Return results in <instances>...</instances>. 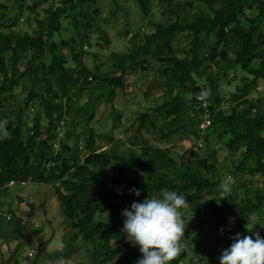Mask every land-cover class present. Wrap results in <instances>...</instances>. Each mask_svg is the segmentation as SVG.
I'll use <instances>...</instances> for the list:
<instances>
[{
	"label": "trees",
	"instance_id": "16d2710c",
	"mask_svg": "<svg viewBox=\"0 0 264 264\" xmlns=\"http://www.w3.org/2000/svg\"><path fill=\"white\" fill-rule=\"evenodd\" d=\"M183 1L158 0L162 21L151 23L155 30L149 36H142L143 27L137 32L123 31L131 51L113 54V73L105 62L96 61L89 66L85 60L92 33L97 32L100 19L104 21L102 0H0V127L8 131L6 137L0 138V192L9 194L13 184L55 187L61 212L74 230L73 239L80 235L88 243L90 264H134L140 257L122 232V209L148 194L171 190L183 193L187 206L181 211L190 210L199 216L198 224L189 228L193 237L195 233L204 237L213 224V236L220 238L221 226L228 228L238 219L243 224L255 210H260L262 221L264 189L255 186L252 178L264 181V109L257 106L260 100L251 102L245 96L259 79H264V0H188L194 5L204 4L205 9L198 11L188 4L181 6ZM136 2L143 17L153 13V0ZM255 10L259 13L250 17L249 12ZM36 13L39 16L34 18ZM67 18L70 23L63 26L62 21ZM20 24L27 30L18 28ZM181 37H188L187 46L176 44ZM104 38L109 41L106 34ZM64 48L68 49V56L58 53ZM154 59L160 64L157 72L169 92L160 105L139 114L138 124L126 129L138 134L151 132L153 141L131 134L125 140L129 146L121 149L123 140L116 141L109 134L106 141L111 145L102 150V137L90 129L84 132L86 153L82 157L77 122H73V127L67 121L83 111V96L90 100L91 111L85 118L89 120L97 103L103 101L104 91L112 102L117 91L126 87L127 70L150 71ZM229 68L240 69L246 75V84L250 83L241 94L227 100L231 113L226 114L221 107L224 100L219 72ZM200 83L204 85L201 87ZM172 86L181 93L172 96ZM17 88L27 91L18 106L21 96L16 95ZM201 89L214 97L209 105L211 125L203 133L198 130L196 140L209 144L214 137L217 148L224 144L228 152L225 160L233 168L228 172L219 168L215 149L189 163L179 162L172 147L164 149L185 123L199 129L203 112L198 103ZM240 100L247 107L237 112L236 102ZM31 113L35 118L31 119ZM154 114L160 115L168 126L156 124ZM58 136L61 138L56 139ZM73 137L78 139L75 150L67 141ZM112 164L120 167V173L113 177L106 174ZM227 176L237 182L221 198L218 185ZM133 186L141 190L139 196L131 191ZM122 188L129 190V201L123 197ZM214 213L216 217L210 222ZM204 250L200 259L207 264V248ZM185 256L180 253L172 264H179Z\"/></svg>",
	"mask_w": 264,
	"mask_h": 264
},
{
	"label": "rangeland",
	"instance_id": "374dc122",
	"mask_svg": "<svg viewBox=\"0 0 264 264\" xmlns=\"http://www.w3.org/2000/svg\"><path fill=\"white\" fill-rule=\"evenodd\" d=\"M136 1L137 0H102L100 3V5H102V9L100 11L102 12V18L104 21L100 19V22H98L100 29L97 28V32L92 33L91 49H88V47L86 50L88 54L85 55L86 63L89 66L96 63V61L98 63L105 62L106 68L109 72H111L113 70L111 64L115 61L112 54L118 52H121L118 54H122L131 51V46L127 43L128 40L124 38L123 31H125V29H129L131 32H137L141 31L140 28L143 27L141 34L143 37H146L149 36L151 32H154L155 28L153 25L162 21V11L160 10L158 0H153V13L148 17H143V15H141V8ZM176 1L177 0H173V3ZM186 1L188 0L183 1L181 6L185 5ZM192 7L196 11L205 9L202 2L201 4H192ZM85 8L86 11L90 13V11H88L90 7L87 6ZM258 13L259 10H255L249 12L248 15L250 17H254ZM38 16V13L34 14V18H37ZM69 23L70 19L68 18L62 21L63 26H66ZM151 23L154 24L151 26ZM243 23L246 24V20H243ZM35 26L36 24L33 23L32 27ZM261 27L262 31H264V20L261 22ZM18 28L27 30V27L23 24L18 25ZM99 30L104 33V36L105 34L107 35L109 41H105V38L101 33L98 34ZM210 36V42H213V34ZM178 40V46L180 47H184L189 44L188 37H181ZM97 42H100L103 46H100ZM67 50L68 49L65 48L59 49L58 53L61 52L64 56H68L69 53ZM94 53H97L98 57L96 56L95 58L93 56ZM178 57L181 60H186L184 55H179ZM67 59H69L68 62L72 64L70 58ZM153 65L154 68L152 70H138L137 73H134L132 69L129 68L126 72V87L117 91V95L112 102L107 100V91H104L102 95L103 101L97 103L94 111L91 112L93 118L89 120H86L85 118H87L88 111H91V104H89V98H84L85 95L83 96V103H81V109L83 111L79 115L68 118L67 121L68 123L72 122L71 125L73 127V122H77V133L80 134L79 138L82 142L81 147H83L81 153L82 157H84L86 153L84 150L86 139L84 132L90 131V129H93L95 133L97 130L98 135L102 137V140L99 142V145L102 146V150L111 145L110 142L106 141V137L109 134H112L116 141L123 140V144L120 145L121 149H125L129 146L128 143H125V140L131 134L138 135L139 139H149L150 142L153 141V134L151 132L147 131L138 134L133 131H126L131 124H138L139 121L137 118L139 114L160 105L165 100L167 92H169V90L163 87V79L160 78L159 73L157 72L160 67L158 60L154 59ZM211 68L213 69V66H211ZM112 72L114 73V71ZM219 75V83L224 100L221 107L226 110V114H229L231 113V110L228 108L231 106V103L227 100L233 95L241 94L245 86L249 85L250 82L247 81L246 84V80L243 79L246 75L240 69L234 70L229 68L227 71H220ZM227 79H230L231 82H228ZM201 85H204V83H201ZM173 88L174 94H172V96H176L181 93L179 88ZM16 92L17 96H21L19 97L21 98L20 101L16 103L18 106L25 100L27 91L17 88ZM210 96V99L213 100L214 95ZM245 97L251 102L260 100L261 102L257 104V106L264 109V79H259L256 86L251 87L250 92ZM206 103L210 105V101H206ZM236 103L239 104L236 109L237 112L243 111L244 108L247 107L242 104V100ZM119 114L121 115L118 117ZM43 116L44 113L42 112V126L45 127L47 122ZM155 117L156 124L168 126V123L163 121L164 119L160 115H156ZM33 118H35V115L31 113V119ZM184 125V129L178 130V134L172 138L170 144L164 145V149L167 148V146L172 147L177 160L179 162L187 163L191 161L193 162L196 157L204 156L206 152L210 153L211 150L215 149V153L217 154L215 157L220 164L219 168H221L223 172H228V170L233 169L230 167V161L225 160L228 152L224 144H220L221 146L217 148V140L214 137L210 138L211 140L209 144H206L201 140L196 141V138H198V128H192L188 123H185ZM110 128L113 129L112 133H110ZM66 130H68V126L65 128V131L61 133L63 136L66 134ZM59 138H61V136H58L56 139ZM67 141L71 146H73L72 150H75L74 146L78 145V139L76 140V138L73 137L69 138ZM221 147H223L222 150H220ZM190 150H192V154L186 155ZM201 150H204L203 154ZM119 173L120 167L114 164L110 165L106 170V174L111 177ZM121 174L126 175L125 173L123 174V172ZM237 177H239V175ZM234 179L235 178H233V182H237L236 179ZM252 179L255 181V186H258L260 189H264V181L262 179ZM121 193L126 201L130 200L129 190L122 188ZM0 211L5 214L6 217L8 216V212H10L11 214H14L16 218L22 219L25 223H27L20 229L22 234L19 236V245H21V248L17 252L16 256V258L20 260L19 264H88L87 262H90V260H88L90 259L88 243L85 242L80 235L76 237L75 241L73 239L76 246L74 247L72 245L74 252L68 261H64L59 258L62 254L61 252L63 249L62 246L65 244L64 242L67 241L69 236H74V230L73 228L71 229L70 221L66 219L61 212L55 187L52 185L40 183L25 184V187L11 185L9 194L6 195L5 193L0 192ZM259 216L260 210H255L249 214V220L247 222H243V224L241 219L235 218V220H238L228 228L221 226L220 238L213 236L216 232V228H214L213 224H210L209 232L205 234L204 237H200L198 233H195L193 237L190 232L191 229L189 228L198 224L199 216L190 210H185L184 212L181 211V219L183 221V226L185 227L183 236L185 246L182 247L181 251H179L176 256L178 257L179 253H185L186 256L182 260L178 261L179 264H187L191 259L194 261V264H201L202 259H200V256L201 258L203 257L202 255L205 253V248H207V264H220L219 256L222 254V250L231 244V237L234 236L235 233L240 232L245 234L244 230H251V232H259L261 236H264V213L262 215V221L259 219ZM215 217V213L213 215L211 214L209 221L212 222ZM10 218L11 216L9 215L8 219ZM1 222H3V225L13 224L12 221H8L7 219H1ZM1 225L2 224L0 223V226ZM126 240L130 242L127 237ZM27 248H31L33 250V252L32 250L30 252H32V256L34 255V257H26L29 253V250H26ZM133 249L137 252L139 251V246H134ZM35 257L36 259L34 261Z\"/></svg>",
	"mask_w": 264,
	"mask_h": 264
},
{
	"label": "clouds",
	"instance_id": "9594fccd",
	"mask_svg": "<svg viewBox=\"0 0 264 264\" xmlns=\"http://www.w3.org/2000/svg\"><path fill=\"white\" fill-rule=\"evenodd\" d=\"M113 58L115 59L114 56ZM201 91L207 92L205 89ZM207 93L209 94L207 101H210L211 94ZM198 103L204 111L199 100ZM207 107L209 110V104ZM7 135V129L0 127V138ZM232 184L231 176L220 182L218 189L221 198H225V194L231 192ZM131 191L137 196L141 192L135 186ZM186 206L185 195L171 190L162 194H148L142 201L134 200L130 207L122 209L124 217L122 232L134 246H139L142 253L134 264H171L172 259L185 246L183 239L185 227L181 219V209ZM231 239V244L224 248L219 256L220 264H264V236L259 232L251 230L248 234L237 232Z\"/></svg>",
	"mask_w": 264,
	"mask_h": 264
},
{
	"label": "crops",
	"instance_id": "0c3cea01",
	"mask_svg": "<svg viewBox=\"0 0 264 264\" xmlns=\"http://www.w3.org/2000/svg\"><path fill=\"white\" fill-rule=\"evenodd\" d=\"M13 185H17V184H13ZM17 186H20V185H17ZM23 187L25 186L23 185ZM9 215L11 216L10 219H8ZM8 216L6 217V215L0 211V223L2 224L0 226V264H19L20 260H18L16 256H17V252L21 248V245H19V238H20L19 236H21L22 234L20 229L23 228L27 223H25L22 219L16 218L14 214H11L10 212H8ZM1 219H7L8 221H12L13 224L3 225V222H1ZM74 241H73V237L69 236L67 241L64 242L65 244L64 246H62L63 248L61 252L62 254L59 256L61 260L68 261V259L72 256L74 252L72 245L74 247L76 246V243ZM26 250H29V253H30L32 249L27 248ZM137 252L140 256L142 255L140 251H137ZM29 253L28 255L26 253L27 258L34 257V255L29 256ZM89 255H90V259L88 260H90L91 262V254ZM176 258L177 256H175L172 259V261L175 260ZM35 259L36 257L34 258V261ZM172 261H171V264H172ZM90 262L88 261L87 263L90 264Z\"/></svg>",
	"mask_w": 264,
	"mask_h": 264
},
{
	"label": "built area",
	"instance_id": "2783aa9c",
	"mask_svg": "<svg viewBox=\"0 0 264 264\" xmlns=\"http://www.w3.org/2000/svg\"><path fill=\"white\" fill-rule=\"evenodd\" d=\"M208 98L209 94L205 91H201L200 95L198 96V100L201 102L204 108L203 117L201 122L199 123V129L202 133L211 125V115L206 103ZM29 256H32V252L29 253Z\"/></svg>",
	"mask_w": 264,
	"mask_h": 264
},
{
	"label": "water",
	"instance_id": "95a60500",
	"mask_svg": "<svg viewBox=\"0 0 264 264\" xmlns=\"http://www.w3.org/2000/svg\"><path fill=\"white\" fill-rule=\"evenodd\" d=\"M187 3H188L189 8H191L192 7V2L188 1Z\"/></svg>",
	"mask_w": 264,
	"mask_h": 264
}]
</instances>
